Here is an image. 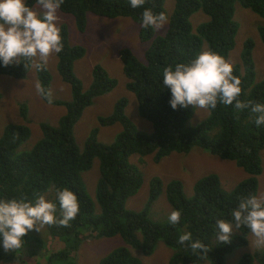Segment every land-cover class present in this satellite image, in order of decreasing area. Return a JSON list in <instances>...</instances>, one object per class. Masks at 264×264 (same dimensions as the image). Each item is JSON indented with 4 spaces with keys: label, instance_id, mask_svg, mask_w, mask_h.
<instances>
[{
    "label": "trees",
    "instance_id": "trees-1",
    "mask_svg": "<svg viewBox=\"0 0 264 264\" xmlns=\"http://www.w3.org/2000/svg\"><path fill=\"white\" fill-rule=\"evenodd\" d=\"M28 2L34 5V0ZM237 3L264 19V0H174L164 34L141 28L140 39L149 42L143 59L128 47L120 51V56L128 78L127 88L137 96L139 112L153 123V130L146 132L138 128L126 113L127 98L121 97L112 113L98 117L99 125L122 124L123 129L113 143L106 144L99 139L97 126L83 148L78 145L75 126L84 110L96 97L114 89L117 80L101 64H96L93 80L85 88L75 71V61L84 56L86 48L70 41L66 24L59 26L63 49L57 53V67L62 79L71 84L72 95L70 99H63L54 94L53 75L47 64L37 70L38 82L51 91L50 103L63 105L66 110L57 125L41 122L42 136L30 149L19 150L32 135L28 102H20V114L26 122L7 124L0 136V197L34 199L46 194L55 200V189L67 187L77 195L80 210L67 227L45 225L54 238L65 243L60 250L39 247L40 240L33 241L36 230H32L24 237L21 249L0 248V261L41 255L46 258L45 264H77L75 254L86 239L106 236L120 237L124 243L101 257L99 264H161L145 263L137 253L150 255L159 242L168 249L164 248L169 255L165 264H226L230 253L248 244L250 230L247 228L234 229L227 244L215 239L214 228L217 219H231L230 209L240 199L258 194V176L264 169V127L257 128L247 110L237 112L231 105L219 103L202 121L191 124L195 108L189 105L172 109L168 102L170 91L160 83L164 67L187 62L202 49L211 48L228 59L240 28L235 18ZM165 4L166 0H147L142 7L163 11L168 16ZM61 10L75 16L80 31H85L89 13L130 17L139 23L142 12V8H130L126 0H64ZM200 10L208 16L207 20L195 25L192 17ZM258 31L264 43V23L259 24ZM254 49L255 40L248 37L233 71L241 80L239 98L264 102V77L257 80ZM32 63L26 60L0 66V74L26 78ZM197 145L213 155L235 161L248 176L228 190L220 175L210 172L197 179L190 197L186 196L183 183L172 179L165 188L169 210L159 212L155 206L164 183L160 176L154 175L149 180L144 203L136 209L130 207V198L139 193L144 182L143 172L131 155H153L158 162L172 152L189 153ZM95 158L100 159V176L95 195H91L84 172L92 167ZM174 208L181 210V220L177 225H170L167 215ZM182 232H191L193 240L199 239L207 246V252L193 251L187 246L188 242L178 244ZM255 261L264 264V249L243 253L237 264H254Z\"/></svg>",
    "mask_w": 264,
    "mask_h": 264
},
{
    "label": "rangeland",
    "instance_id": "rangeland-1",
    "mask_svg": "<svg viewBox=\"0 0 264 264\" xmlns=\"http://www.w3.org/2000/svg\"><path fill=\"white\" fill-rule=\"evenodd\" d=\"M165 6L168 9V21L156 34H164L169 26V18L174 9V0H166ZM207 15L203 11H198L192 17L195 25L207 20ZM235 18L240 23V28L236 36V46L230 53L227 60L236 64L241 59V52L244 41L248 37L255 40L254 57L257 63V80L264 77V43L261 40L258 26L264 23V19L249 8L236 4ZM58 26L66 24L69 29V39L72 43L82 44L86 48L83 57L75 61V71L81 78L84 87H88L93 80V70L96 64H101L111 76L116 78L117 85L111 91L95 98L92 105L88 106L75 126V136L78 145L83 148L91 131L99 126V139L111 144L117 134L123 129L120 122L113 125H99V115L112 113L116 102L121 97L127 98V115L135 122L139 129L152 132L153 123L143 117L139 112L138 99L135 93L127 88L128 78L124 73V64L120 56L123 48H129L143 59L144 51L149 46V42L140 39L141 26L130 17H107L93 13L88 14V24L85 31H80L77 27L73 14L58 10ZM57 53L49 56L47 65L53 75L52 91L57 97L70 99L72 86L64 81L57 67ZM38 82L37 69L33 66L26 78L19 79L7 74H0V136L7 124L11 122H26L20 114V102L26 101L29 105V125L32 130L31 137L24 142L19 150H27L42 136L41 122L47 121L57 125L60 116L65 112L63 105L45 102L37 94L35 84ZM209 114V110L195 109V113L190 120L191 124H197ZM263 166H264V151ZM134 161L142 170L144 182L142 189L135 196L130 198L131 208H137L144 203L149 187V180L154 175L160 176L164 183V189L160 199L156 203L159 212L169 210L165 197V188L172 179H179L183 183L184 192L190 197L194 191L197 179L210 172H217L222 180L223 186L230 190L248 173L235 161L223 159L203 149L195 146L189 153L172 152L156 162L153 155L142 156L140 154L131 155ZM100 176V159L95 158L92 167L84 172V178L91 195H95V189ZM258 194H264V169L258 176ZM46 196V194H45ZM51 200V196H46ZM42 226L40 231H35L33 236L39 239V247H47L48 251H57L65 246L60 239L54 238L49 231ZM247 245L236 248L227 258L226 264H237L241 255L245 252L258 250L254 245V237L249 234ZM37 242V241H35ZM124 243L120 237H89L76 252L77 264H99L101 257L107 255L113 248ZM168 249L165 244L159 242L154 252L144 255L136 251L145 263H168ZM169 248V247H168ZM170 249V248H169ZM26 261V263L23 262ZM46 258L41 255H22L20 260H2L0 264H45ZM204 264H209L208 262ZM254 264H260L255 261Z\"/></svg>",
    "mask_w": 264,
    "mask_h": 264
},
{
    "label": "clouds",
    "instance_id": "clouds-1",
    "mask_svg": "<svg viewBox=\"0 0 264 264\" xmlns=\"http://www.w3.org/2000/svg\"><path fill=\"white\" fill-rule=\"evenodd\" d=\"M64 0H0V66L32 61L39 71L46 66L53 53L63 49L61 29L56 23L58 10ZM132 9L142 8L139 18L141 28L158 31L168 21L165 12L142 7L147 0H126ZM162 88L170 91L172 109L192 105L195 109L212 110L217 104L231 105L237 112L247 110L257 128L264 127V102L244 101L241 80L234 74L233 64L211 48L202 49L187 62H175L162 70ZM37 94L51 102V91L36 82ZM55 200L45 195L34 199L25 197H0V248L19 250L29 231H40L45 225L67 227L80 210L77 195L67 187L55 189ZM231 219L215 221V239L227 244L234 229L250 230L254 245L264 249V194H249L230 209ZM181 220V210L172 209L167 215L170 225ZM193 251L207 252L199 239L193 240L191 232L179 234L177 243Z\"/></svg>",
    "mask_w": 264,
    "mask_h": 264
}]
</instances>
